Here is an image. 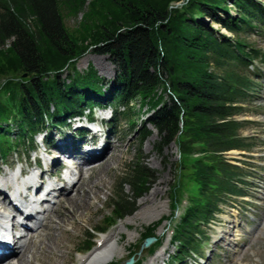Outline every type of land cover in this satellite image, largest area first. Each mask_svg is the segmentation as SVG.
Returning <instances> with one entry per match:
<instances>
[{
  "label": "trees",
  "instance_id": "obj_1",
  "mask_svg": "<svg viewBox=\"0 0 264 264\" xmlns=\"http://www.w3.org/2000/svg\"><path fill=\"white\" fill-rule=\"evenodd\" d=\"M59 5L72 14L87 7L74 35L64 26ZM255 28L264 31V7L257 0H0V160L17 149L29 153L36 133L48 146L52 134L47 129L70 127L75 116L93 108L112 109V130L118 122L133 124L138 103L137 108L149 110L145 122L156 134L153 153L160 157L163 148L175 144L182 161L173 171L192 168L185 185L192 184L194 192L170 228L173 251L165 263L182 264L200 254L206 238L202 228L220 211L219 205L244 196L247 174L224 154L252 148L251 138L239 134L243 122L235 116L255 86L245 71L255 62L264 68V52L241 37ZM90 51L106 55L114 66V78L105 89L91 66L75 68ZM138 130L140 151L151 133L143 124ZM74 134L80 137V131ZM195 151L200 156L188 158ZM145 158L137 153L126 166L109 204L107 224L131 216L156 179ZM125 186L129 195L122 193ZM175 187L173 211L184 194ZM162 220L147 227L143 239L152 238V227ZM163 240L155 239L148 254Z\"/></svg>",
  "mask_w": 264,
  "mask_h": 264
},
{
  "label": "rangeland",
  "instance_id": "obj_2",
  "mask_svg": "<svg viewBox=\"0 0 264 264\" xmlns=\"http://www.w3.org/2000/svg\"><path fill=\"white\" fill-rule=\"evenodd\" d=\"M257 1L264 7V0ZM179 4L177 3L173 6H178ZM86 9L87 7H84L80 10L81 12L72 14L64 6L59 5L62 22L69 32L76 29L78 22H80L81 14ZM229 9L230 13H233L231 5H229ZM202 21L205 25H210L218 33L229 38L232 37L231 34L209 20L202 19ZM72 34L74 35L75 32H72ZM241 37L253 49L264 52V31H259L256 28L251 29ZM88 66H91L102 79L104 89L112 83L114 66L106 55L95 54L90 51L84 54L75 64L77 71H82ZM253 66L245 72L247 73L248 71L247 75L253 77L255 86L249 92V100L242 104L241 112L235 116L237 121L243 122V127L240 128L239 134L242 137L251 138L252 148L250 152L233 150L224 154V158L230 164L242 167L247 174V178L245 179L246 187L242 188L245 197L243 199L230 198L223 205H219L220 211L202 228L204 237L206 238L200 244V254L191 255L182 264H192L194 256L202 259L196 264H229L232 260L236 264H254L256 260V264H264V230L261 229L262 225L259 224L257 230L255 229L252 233L245 231V229L254 230L259 223L258 221H264V213L259 211L262 204L261 197L264 196V100L262 101V96H264V68L257 62ZM104 94L107 95L105 91ZM137 105L138 103H134L132 110L133 124L118 122L111 132L115 136L111 138V141L114 143L117 140L115 143L118 146V149H116L118 151L114 152V159L103 167L102 172L94 170L90 178H88V174L84 175L80 186L85 182L82 190L86 192V195L80 190L76 192V196H73L75 192L70 190L62 194V196L60 195L58 199L66 198L63 200V204L65 201H69L71 205L66 207L67 203L61 204L62 207L60 205L57 208L58 213L54 212L57 215L50 212L47 213L50 216L48 226L42 229V232L40 231V236L35 241H32L35 245L32 252L36 254L33 264H78L80 259L88 257L96 250L97 239L110 233H116L121 224L123 225L120 228L121 230L119 229L120 231L114 236L118 252L106 264H110L111 262L113 264H124L129 258H132L133 261L143 258V264H162V261L164 263L167 262V255L173 251L168 243V237L171 234L170 228L176 222L175 219L182 213L184 207L187 206L188 195L194 192L193 187H191L192 184L185 185L190 180L188 176L192 172V168L190 169V167L185 166L181 173L182 176L178 171H173L172 166L178 165L182 161L175 144H169L163 148L160 157L153 153L152 147L156 140V134L144 122L145 118L149 115V110L145 107L137 108ZM107 109L112 111L110 107H106V115L108 114ZM142 124L148 128L151 135L150 137L148 136L149 138H146L139 151L138 141L140 134L138 129ZM75 126L74 122L71 127H61L59 130L50 128L47 130L57 142L59 141L57 135H60L61 138L73 136L72 128ZM10 132H14V129L12 128ZM39 137L42 136H35L36 142L39 141ZM75 140L78 139L72 138V143ZM36 142L34 145H36ZM36 147L37 151H31L30 153H27L26 148L17 149L13 153H10L3 161L0 160V170L5 171L6 167L11 170L13 169L12 172L18 167L28 169L32 163L33 155L40 156L42 154V145L38 144ZM137 153L146 157L145 163L156 172V179L149 190L136 201V210L131 216L121 220L112 219V222L107 224V220L112 217L109 204L114 199L116 185L124 177L126 166L136 159ZM198 156L200 154L195 151L188 158H197ZM48 157L50 155L45 156V159ZM59 157L60 162L63 161L62 157ZM25 162H27V165H24ZM68 162L73 167L77 165L73 160H68ZM241 162H245V165H242ZM186 164L189 165L190 163ZM96 178H100V180L98 181ZM60 182L63 184V181ZM94 182L95 184H93ZM176 185L183 189L184 194L183 198L179 199V204L175 208L176 211H173L170 205V197L173 194L172 189ZM122 193L129 195V189L125 186L122 189ZM77 199H85L87 205L84 206L81 202H77L79 205L73 206L72 202L77 201ZM153 201L154 203L151 204ZM74 210L75 214H73ZM171 213H173V217L170 219ZM233 215L236 216L245 228L243 230L240 229L238 236H232L234 244L231 250L235 254L228 253V257H226L222 245L213 247L212 237L217 231L218 226L224 220H229ZM172 219L173 222L171 224ZM251 219H254V221H251ZM160 220L162 221L157 226L152 227L151 234L154 239L159 240L163 238L166 240L162 242L163 244L156 254H148L147 247L143 246L144 239L142 234L147 227ZM255 221L258 223L256 224ZM233 231H236V229L233 228ZM88 242L91 244L89 245ZM160 251L163 252L162 256L157 258L156 256ZM32 252L29 251V248L26 251L25 254L28 259ZM254 254L255 256H253ZM16 257L13 256L9 259L10 261H15Z\"/></svg>",
  "mask_w": 264,
  "mask_h": 264
},
{
  "label": "bare ground",
  "instance_id": "obj_3",
  "mask_svg": "<svg viewBox=\"0 0 264 264\" xmlns=\"http://www.w3.org/2000/svg\"><path fill=\"white\" fill-rule=\"evenodd\" d=\"M263 100H264V96H262V101ZM105 112H106V108L105 109H102V107L93 108L91 109V111L87 112V114H84V116L82 117L83 118L82 120L80 119L78 121V124L80 126L84 127L85 129H87V131L90 132L91 137H95V143H93L92 140H89V139L83 144H79L77 142L72 143L71 138L67 136L66 138L63 137L64 139L61 138L59 139V141L55 142L53 147L49 148V153H50L49 154L46 152V149L44 148V146L41 144L40 141L36 142L37 144L42 145V152H41L42 154L40 156L34 154L32 157V162H34L35 160L38 161L42 165V168L45 171L49 170L48 167L50 165H52L53 167H57L59 164H61L59 156L67 157L68 160L75 161L77 165L72 168H68L66 169V171H64V174L62 177L64 180L63 184L61 182L57 183V181H55V183H57L55 184V187L57 188L56 192H58V195L57 197L53 199L54 200L53 203L51 205H48V208L43 209L44 212L41 215L42 220L40 221L38 227L33 232H30L31 234H29L28 238L26 237L23 238L20 241V245L10 255L6 257H1L0 264H33L36 254L32 252L35 246L32 241H35V239L38 236H40V231L44 229L46 226H48V223L50 221V216L47 215V213L50 212L52 214L57 215L54 212L58 213L57 208H59V206L63 204V200L66 199V198L58 199V197H60V195L62 196V194L70 190H73L75 192V195L73 196H76V192L82 190L84 186L83 184H85V182H83L82 186H80L84 175L88 174V178H90L92 177L94 170H100L102 172L103 167L109 164L112 161V159H114V156H115L114 152L116 151V149H118L117 148L118 146L115 143L117 140L114 143H112L111 138L107 140L105 129L102 123H104V120L109 118L110 111L109 110L107 111L108 112L107 115ZM86 118L91 119V121L86 122ZM48 155H50V157L45 159V156H48ZM30 169L34 172L36 177L37 175L40 176L39 178L40 180L38 179V183L33 189V192H36V193L40 192L41 185H42L40 181H44L45 179L44 176L46 175V173H41L35 167L29 166L28 169L18 167L16 168V171L10 172L8 174H4L2 178L0 179V217L5 215L4 213H6V206L8 205V201H9V198H8L9 194L4 190L5 188H10L12 193L18 192L20 199H22L24 196H28L31 193L30 190L25 189L26 191L24 192V195L21 196L20 194L22 192V187H19L15 184V182L18 181L17 177L20 176L19 173L21 174L23 171H26V170L30 171ZM7 170L8 169L5 168V173ZM55 178L57 179L58 177H55ZM96 179L98 181L100 180V178H96ZM53 180L54 179L50 178V181H53ZM93 184H95V182ZM82 193L86 195V192L84 190H82ZM261 198H262L261 199L262 204H261L259 211L264 213V196H262ZM77 202H81L84 206L87 205V201L85 199L84 200L77 199V201L72 202L74 204L73 206H78L79 204H77ZM65 203H67L66 207L71 205L69 201H65ZM153 203L154 201L151 204ZM73 214H75V210ZM231 218H229V220H224L223 223L220 226H218L217 231L212 237L213 247L215 248L216 245H222V248H224L223 250L224 255L226 257H228V253L232 255L235 254V252H232L231 250L234 244V239L232 236H238L240 234V229L243 230L245 228L244 225L241 224V222L236 218L235 215H233ZM254 219H251V221H254ZM258 222H256V224L257 223L258 224L254 228V230L245 229V231L247 233L249 232L252 233L255 231V229L257 230L259 224L262 225L261 229L264 230V221L262 222L261 220ZM122 226L123 225L121 224L119 229ZM233 228H235L236 231H233ZM119 229L116 233H110L107 236H103L100 239H97L96 240V244H97L96 250L88 257L86 258L84 257V259H80L78 261V264H106L109 260L114 258L118 252L117 246H116V239L114 238V236H116L115 234H117L121 230ZM30 244H31V247H30ZM28 248H29V251L32 252L30 254L31 256L29 257V259L25 254ZM162 253H163L162 251L158 252L156 257L157 258L161 257ZM13 256H17L16 259H14L15 261H10L9 258ZM253 256H255V254ZM256 261H254V264H256ZM229 264H236V263L234 262V260H232Z\"/></svg>",
  "mask_w": 264,
  "mask_h": 264
},
{
  "label": "water",
  "instance_id": "obj_4",
  "mask_svg": "<svg viewBox=\"0 0 264 264\" xmlns=\"http://www.w3.org/2000/svg\"><path fill=\"white\" fill-rule=\"evenodd\" d=\"M153 240H154L153 238L144 239L143 246L147 247ZM132 262H133L132 258H129L124 264H132Z\"/></svg>",
  "mask_w": 264,
  "mask_h": 264
}]
</instances>
